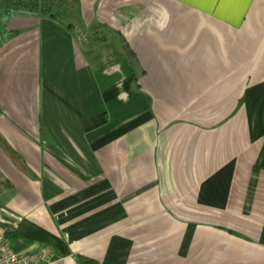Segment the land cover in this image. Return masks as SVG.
<instances>
[{
  "label": "crops",
  "instance_id": "crops-1",
  "mask_svg": "<svg viewBox=\"0 0 264 264\" xmlns=\"http://www.w3.org/2000/svg\"><path fill=\"white\" fill-rule=\"evenodd\" d=\"M0 48V230L49 264H264V0H80ZM42 127L46 134L42 133Z\"/></svg>",
  "mask_w": 264,
  "mask_h": 264
},
{
  "label": "trees",
  "instance_id": "trees-1",
  "mask_svg": "<svg viewBox=\"0 0 264 264\" xmlns=\"http://www.w3.org/2000/svg\"><path fill=\"white\" fill-rule=\"evenodd\" d=\"M80 0H0V48L13 36L9 29L10 20L22 14L49 17L63 25L73 28L72 14L79 7ZM42 133L46 134L42 127ZM0 143L9 147L0 133ZM11 186L9 180L0 171V191ZM14 236H21L29 242L42 241L55 251V257L69 255L71 249L63 237L57 236L37 224L25 219L14 232ZM81 264H98L96 261L80 256Z\"/></svg>",
  "mask_w": 264,
  "mask_h": 264
},
{
  "label": "built area",
  "instance_id": "built-area-1",
  "mask_svg": "<svg viewBox=\"0 0 264 264\" xmlns=\"http://www.w3.org/2000/svg\"><path fill=\"white\" fill-rule=\"evenodd\" d=\"M55 259V251L49 246L29 252L16 251L0 230V264H49Z\"/></svg>",
  "mask_w": 264,
  "mask_h": 264
}]
</instances>
